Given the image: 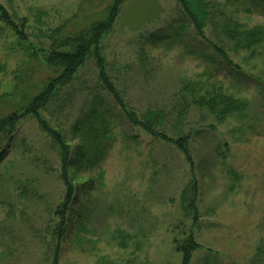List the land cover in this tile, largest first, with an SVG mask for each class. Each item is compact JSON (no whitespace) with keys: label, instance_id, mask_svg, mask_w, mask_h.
<instances>
[{"label":"rangeland","instance_id":"374dc122","mask_svg":"<svg viewBox=\"0 0 264 264\" xmlns=\"http://www.w3.org/2000/svg\"><path fill=\"white\" fill-rule=\"evenodd\" d=\"M107 2L0 0L17 27L28 21L27 41L36 47H50L48 36L57 28L74 34L101 19ZM203 3L215 13L205 39L178 0H127L100 43L108 78L128 110L164 116L161 130L188 139L192 162L130 124L89 57L42 108V126L28 117L0 144V264H51L57 244L59 264H181L174 242L190 236L199 245L190 264H264V0ZM3 25L0 92H10L27 58ZM253 30L259 38L247 48L239 34ZM207 92L231 97L238 111L221 118L193 103ZM84 123L107 131L91 134ZM47 127L64 132L74 161L61 242L52 228L67 188ZM96 142L105 150L98 160ZM78 148L85 166L77 162ZM185 189L191 198L196 192L193 214L182 211Z\"/></svg>","mask_w":264,"mask_h":264},{"label":"trees","instance_id":"16d2710c","mask_svg":"<svg viewBox=\"0 0 264 264\" xmlns=\"http://www.w3.org/2000/svg\"><path fill=\"white\" fill-rule=\"evenodd\" d=\"M127 0H108L107 6L104 9V15L101 19L93 21L88 26L77 27L73 33L66 34L62 27L57 28L48 36L50 40V47H36L31 42L27 41V37L24 31V27L27 24L26 19H22V27H17L16 21L13 20L8 14L7 10L3 8L0 4V23L3 26L11 29L15 37L17 38V43L20 49L25 53L27 61H25L23 67L18 69L14 73V89L9 92L8 89L0 92V144L8 139H10L15 132L17 124L22 120L31 117L37 119L39 126H42L44 122L40 119V111L44 108L52 97L54 98L57 92L67 84L71 83L78 70H80L86 63L89 57H93L95 60V65L97 67V76L102 89H104L107 94H109L114 102L118 105L120 110L125 114L128 121L134 128L142 129L145 133L152 136V138H160L159 140L164 143L175 146L179 151H181L186 159L187 163L192 162L191 156L188 152L187 143L188 139L186 137H179L177 139H172L168 137L161 130L160 127L163 126L165 117L161 116L160 113L155 111H148L145 114L137 117L136 113L132 110H128L125 105V100L121 91L115 86L111 80H109L106 73V61L101 54L100 43L102 39L110 33L113 29L119 11L122 5ZM184 15L190 23L192 24L197 36L201 39H205L204 29L209 22H214V16L211 10H206V6L203 0H178ZM211 12V14L209 12ZM43 14H39L38 21L43 17ZM229 32V31H227ZM240 39L244 43L245 47L251 48L257 44L255 42L259 35L257 32L253 31H243L240 34ZM216 53L220 55H225L222 53V49L213 46ZM225 60L226 58L223 57ZM228 62V60H226ZM6 73V66L0 63V75ZM190 86H183L182 90L187 91ZM0 88L2 85L0 84ZM214 92H207L205 95L201 96L199 99L196 97L193 99L195 105L207 108L209 112H216L224 118L227 114L231 112L238 111V103L235 104L234 101H230L231 97L221 94L214 95ZM213 95V96H207ZM215 96V97H214ZM218 103L224 104V106L216 107ZM83 130L88 127L89 133H95L98 130L101 132H106V128L99 124L96 128L89 123L83 124ZM42 128V127H41ZM45 130V133L51 134L53 142L59 152L61 160V179L65 187L67 188L66 195L56 209V216H58L59 221L55 225L52 231V237L54 241L61 242L63 239L65 224L68 221V212L70 210L72 202V185L69 183L68 179L71 178L70 167L73 165V154L72 150L69 149L68 140L64 132L59 133L54 130ZM43 130V129H42ZM161 131L163 133H161ZM56 132V133H55ZM97 151L93 150L94 157L98 160L105 153L103 151L100 142L95 143ZM78 148L79 158L77 162H83V166L88 164L83 151ZM82 166V167H83ZM192 190V189H191ZM190 194L189 190L185 189L183 191L181 202L182 211L184 214H193L196 211L195 208V198L196 192H194V197H188ZM66 215V216H64ZM191 216V215H190ZM66 218V219H65ZM196 219V218H195ZM176 244V250L182 253L181 264H190L192 253L198 249L197 245L192 236L188 237L182 244L181 242H174ZM59 245L57 244L53 260L51 264H59Z\"/></svg>","mask_w":264,"mask_h":264}]
</instances>
